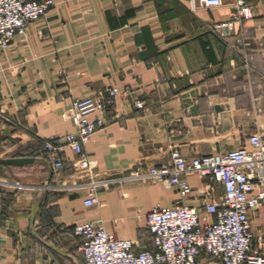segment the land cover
Segmentation results:
<instances>
[{
	"label": "crops",
	"instance_id": "crops-1",
	"mask_svg": "<svg viewBox=\"0 0 264 264\" xmlns=\"http://www.w3.org/2000/svg\"><path fill=\"white\" fill-rule=\"evenodd\" d=\"M55 2L24 43L0 50V158L34 159L0 164V264H83L73 227L87 221L134 241L136 251L153 250L145 216L179 197L157 182L123 181L130 170L164 166L172 150L191 159L245 147L251 135L264 141V0H246L252 18L224 37L212 26L230 19L229 4ZM110 89L120 94L84 152L95 179L114 182L84 207L89 180L74 155L64 150L62 169L53 170L41 141L73 133V104ZM187 181L186 204L202 210L201 180Z\"/></svg>",
	"mask_w": 264,
	"mask_h": 264
},
{
	"label": "built area",
	"instance_id": "built-area-1",
	"mask_svg": "<svg viewBox=\"0 0 264 264\" xmlns=\"http://www.w3.org/2000/svg\"><path fill=\"white\" fill-rule=\"evenodd\" d=\"M186 1L192 9L230 5V19L212 26L219 37L230 36L236 26L252 18L246 0ZM55 6V0H0V50H6L14 40L24 43L30 24ZM118 94L110 89L77 100L69 117L74 132L50 135L42 141V151L53 170L62 169L64 150L74 155L73 166L89 180L84 207L97 204V188L114 182L95 179L96 162L84 152V146L104 128V116ZM121 94L129 95V90ZM134 107L146 110L140 101ZM189 176L202 182V210L186 204L193 192ZM122 180L157 182L174 190L179 199L171 207L156 205L146 214L153 250L136 251L134 241L115 239L100 221L75 225L73 235L83 240V264H264V141L257 135L248 138L247 146L221 155L186 159L172 150L166 165L146 170L135 167ZM218 189L219 196L214 199Z\"/></svg>",
	"mask_w": 264,
	"mask_h": 264
},
{
	"label": "water",
	"instance_id": "water-1",
	"mask_svg": "<svg viewBox=\"0 0 264 264\" xmlns=\"http://www.w3.org/2000/svg\"><path fill=\"white\" fill-rule=\"evenodd\" d=\"M34 159L31 158H12V159H4L0 158V164L9 166V167H24L32 164Z\"/></svg>",
	"mask_w": 264,
	"mask_h": 264
},
{
	"label": "trees",
	"instance_id": "trees-1",
	"mask_svg": "<svg viewBox=\"0 0 264 264\" xmlns=\"http://www.w3.org/2000/svg\"><path fill=\"white\" fill-rule=\"evenodd\" d=\"M43 141V140H42ZM42 141H41V149H42Z\"/></svg>",
	"mask_w": 264,
	"mask_h": 264
}]
</instances>
